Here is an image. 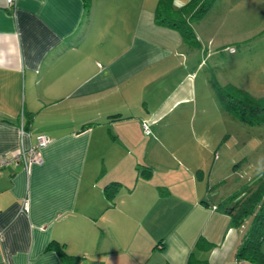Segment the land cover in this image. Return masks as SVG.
<instances>
[{
    "label": "crops",
    "instance_id": "1",
    "mask_svg": "<svg viewBox=\"0 0 264 264\" xmlns=\"http://www.w3.org/2000/svg\"><path fill=\"white\" fill-rule=\"evenodd\" d=\"M158 1L0 0V154L49 139L0 170V264H62L52 241L77 264L241 260L249 230L224 202L244 191L219 190L214 143L191 135L222 107L203 68L217 50L158 25Z\"/></svg>",
    "mask_w": 264,
    "mask_h": 264
},
{
    "label": "rangeland",
    "instance_id": "2",
    "mask_svg": "<svg viewBox=\"0 0 264 264\" xmlns=\"http://www.w3.org/2000/svg\"><path fill=\"white\" fill-rule=\"evenodd\" d=\"M189 1L176 0L174 8H181ZM189 25L194 36L198 31L205 52L217 50L214 56L210 55L213 58H205L203 67L205 74L210 67H216L208 74L217 84L213 88L214 95L219 99L216 87L230 85L240 92L237 98L244 103L257 100L258 107L264 108V0H214L211 7L199 19H192ZM189 44L199 43L196 40L195 44ZM219 103L223 107L220 100ZM222 107L219 112L214 110V114L205 111L202 125L210 126L207 133H199L197 119H193L191 125L195 128L191 135L194 141L202 140L204 135L214 143L208 163L211 164L216 152L221 164L218 174L228 178L219 184L221 192L249 191L259 180H264V110H253L254 115L249 116L255 122L248 123ZM225 204L230 205L231 200ZM255 207L259 209L258 205ZM255 214L252 212L243 218L240 226L246 232ZM261 251L264 254V242ZM80 262L89 264V260Z\"/></svg>",
    "mask_w": 264,
    "mask_h": 264
},
{
    "label": "trees",
    "instance_id": "3",
    "mask_svg": "<svg viewBox=\"0 0 264 264\" xmlns=\"http://www.w3.org/2000/svg\"><path fill=\"white\" fill-rule=\"evenodd\" d=\"M82 1L87 12L90 0ZM172 1H158L155 12L156 23L177 30L185 42L195 44V36L189 23L192 19H199L211 7L214 0H190L184 6L177 9L172 6ZM216 90L223 107L244 122H255L253 121L254 119H250L249 115H254V111L264 110V108L258 107L257 100H251V104H247L242 99L237 98L240 92L233 86H218ZM247 109L251 111L248 112ZM144 171L145 169L140 170L139 175L143 176ZM119 188V183H112L107 185L104 190L107 197L111 199ZM239 195L234 194L225 200V202L229 199L231 202L234 201L226 209V213L231 216L232 225L239 227L247 214L252 212H256V214L243 244L237 250V258L256 264L264 263V254L261 252V243L264 242V180H259L258 185L256 184L251 187L249 191L246 189L243 196L237 199ZM257 205L259 209L255 207ZM46 250L56 251L61 258L62 264H75L78 259L75 256L67 254L64 250V245L58 242H50Z\"/></svg>",
    "mask_w": 264,
    "mask_h": 264
},
{
    "label": "built area",
    "instance_id": "4",
    "mask_svg": "<svg viewBox=\"0 0 264 264\" xmlns=\"http://www.w3.org/2000/svg\"><path fill=\"white\" fill-rule=\"evenodd\" d=\"M16 0H7L8 4H12ZM230 51H233L231 48ZM143 131L145 134H149L148 123H143ZM49 139L45 135H37L36 142L27 148H20L17 152L7 155L0 154V170L12 163H22L25 168H29L32 164L39 163L41 161V151L48 145ZM26 205L22 207V211L26 210ZM232 264H249L244 260H236Z\"/></svg>",
    "mask_w": 264,
    "mask_h": 264
}]
</instances>
